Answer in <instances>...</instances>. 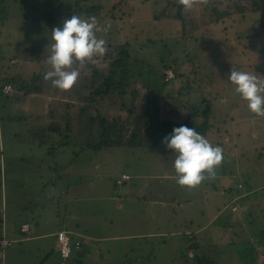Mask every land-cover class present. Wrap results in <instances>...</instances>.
I'll return each instance as SVG.
<instances>
[{"label":"rangeland","instance_id":"rangeland-1","mask_svg":"<svg viewBox=\"0 0 264 264\" xmlns=\"http://www.w3.org/2000/svg\"><path fill=\"white\" fill-rule=\"evenodd\" d=\"M85 1L102 5L101 15L96 10L90 16L96 18L98 28L111 26L107 32L96 33L106 40L105 53L109 55H98L90 64L108 67L112 59L119 57L120 49L127 47L130 52L123 94L112 91L102 97L96 95L94 104L101 112H107L105 108L118 110L121 102L127 107L132 89L136 95L131 105L138 110L145 107L144 103L147 109L155 108V102L163 109L162 96L172 102L168 108L187 102L199 105L204 95H214L212 123L224 127L232 118L239 126L238 132L229 127L227 133H222L225 136L207 137L212 145L223 149L224 159L215 169L214 179H206L194 188L178 185L173 167L175 153L154 147L152 142L100 150L86 146L96 136L88 134L89 112L79 111L77 105L86 102L83 96L91 90L82 81L83 74L89 75V66L86 62L73 65L83 68V72L69 91L43 79L50 70L46 61L53 42L51 30L73 14L89 17L84 14ZM114 1L118 0H0V88L7 80L13 88L7 95L0 89V236L9 238V231L17 229L23 214H31L27 219L33 228L37 213L48 219L41 225L43 230L56 225L62 228L65 212L76 214L77 219L87 212L89 219L91 209L98 204V215L93 216L99 217V227L103 215L115 229L103 235L147 229L166 231L163 236L115 241L121 251L112 255V263L198 264L199 256L216 264H264V240L260 237V228H264L260 130L264 125L228 80L232 68L255 71L264 78V30L260 27L257 0H209L206 6L182 8L181 16H175V5L166 7L168 0H120L121 5L109 11L115 15L112 18L105 12ZM164 9L166 16L155 17ZM218 11L220 17L216 20L219 13H214ZM168 70L173 74L169 79ZM156 93L162 95L160 101L153 96ZM67 101L74 103L68 106V115L65 105L60 109L61 102ZM53 109L65 111L60 117L68 118L73 125L53 132L49 123L60 122ZM162 114L167 115L165 110ZM168 116L174 118L173 114ZM251 169L252 176L245 172ZM120 171L128 172L131 178L116 185L114 180ZM149 174L165 177L157 186ZM131 190L139 197L144 194L146 201L135 198L130 212L115 210L118 203L113 194L119 192L118 201L123 203ZM164 198L175 201L174 205L156 201ZM142 208L150 217L137 216L136 211ZM52 214L58 215L57 222L52 221ZM213 214L214 220L201 228ZM186 227L195 240L186 239ZM173 229L180 234L170 236ZM68 233L71 240L77 239ZM187 241L196 243L190 247L195 258L187 254ZM28 244L23 246L27 248ZM16 246L11 243L3 250V262L17 255ZM69 264H73L72 259Z\"/></svg>","mask_w":264,"mask_h":264},{"label":"trees","instance_id":"trees-1","mask_svg":"<svg viewBox=\"0 0 264 264\" xmlns=\"http://www.w3.org/2000/svg\"><path fill=\"white\" fill-rule=\"evenodd\" d=\"M84 3H85L84 14L86 16L90 17L93 13H95L96 10H98V14L100 13L99 11L102 8V5L100 3L86 4V1ZM117 5H121L120 0L114 1L110 5V9H108L107 12H105V15L115 18L114 13H110L109 11L115 10ZM170 5H175L177 8V12L175 13V16H181L180 11L184 7L180 5L177 2V0H168L166 7H169ZM256 7L259 9V13H260V18H259L260 27H262L264 30V0H257ZM77 10L78 12H82L83 9L77 8ZM216 13H219V15H215V18L217 20V18L220 17V12L218 11L215 12L214 14ZM164 14H165V9L163 10L162 13L155 15V17H160V16L164 17L166 16ZM211 17H213V15H211ZM108 55H109L108 53L107 54L104 53L100 57L106 58ZM129 56H130V52L126 47L120 49L119 57L112 59L109 62L108 67L98 66V63L90 64L89 61H86V64L87 66H89L90 70L88 76H86L87 73L82 75V81H83V85L85 87L87 86L91 88V90L88 92L87 95L83 96V99L86 100V102L84 104L77 105V109H79V111L85 110L86 112H89L87 114L88 116L87 123L90 127L88 134H90L91 136H96L95 141L88 140L86 142L87 147H93L98 150H100L102 147L131 148V147H136L138 145L137 143L139 142L148 141L149 143L152 142L154 147H158L163 151H167V150L172 151L171 149H168L164 143H162V140L164 137L168 136L172 132V129L174 127H179L181 125L195 128V130L198 133L205 136L206 138L209 135L222 134L223 132L227 133V130L230 127L229 125L231 124V121H233L232 118L230 119L231 121L230 122L228 121L229 123L227 122L226 126H224L226 127V129L224 127H221L219 124L218 125L213 124L211 121L210 116L212 115V105H213L212 101L215 98L214 95L211 97L209 95H207V97L206 95H204V97L201 98L199 105H191L187 102L183 106L182 104L181 105L179 104L177 106L174 105L172 107L169 105L168 108H166V106L168 104H171L172 102L166 101V98L168 96L165 98V96L161 95L163 99L161 101H164L162 104L164 106L163 109L160 110L159 102H155V108H149L150 110H152L151 111L152 113L150 112L151 114H149L148 112L149 109H147L148 107L146 106L147 103H144L145 107L143 106L141 110H138L139 108H136L131 105L132 104L131 101H133V97L136 95L135 90L132 89L130 91V99L127 107L125 102H121L122 106L118 108V110H115L113 108H105L107 112H103V111L101 112L100 108L94 104L95 96L98 95L102 97L106 94L111 93L112 91H116L119 95L123 94V92L125 91L124 87L127 86L126 78H128V76H126L127 75L126 68L129 64L127 61ZM95 58H97V56ZM166 67L169 68L170 65H166ZM74 69L75 70L78 69L79 70L78 72L79 73L81 72V74L83 72V68L80 69L74 67ZM7 82L11 83L10 80H7L6 82L2 83V86ZM2 86L0 88L1 92H2ZM3 94L7 95L8 93H3ZM153 96L156 98V101H160L159 97L161 96H159L158 93L153 94ZM62 105L66 106V112L62 110L63 113H61L60 111H58V109L57 111H55L56 109H53V111L57 113L55 115H57L58 118L60 119V122L53 120V123H49L50 129L53 132H56L62 126L64 128H68L69 124H71V126L73 125L71 121L68 120V118L66 119L61 118L60 114L65 115L66 113L68 115V106L70 105L74 106V103L71 101H67L66 103L61 102L60 109L62 108ZM164 110L167 113V115L162 114ZM122 111L125 112L123 113ZM168 114H173L174 118L169 117ZM77 122H79V120H77ZM127 137L129 138L128 140ZM210 140L212 141V139ZM216 141L215 143H219ZM212 142L214 143V141ZM260 153L262 152L260 151ZM114 181L116 182V180ZM263 189L264 188H261V191ZM184 234H186L188 240L193 239L192 234H188L186 232ZM260 237L264 240V228H260ZM3 238H5V236L3 237L0 236V240ZM5 239L9 241V244L11 243V241L8 238ZM71 241L73 242V240ZM194 244H196L195 241L192 243L188 241L187 246L189 249H191L190 247H192ZM195 246L197 247L198 245ZM1 249L2 248L0 247V250ZM195 257L196 255L190 256V258H195ZM197 258H200L198 260V264H216L213 263L208 258L202 259L199 256H197Z\"/></svg>","mask_w":264,"mask_h":264},{"label":"clouds","instance_id":"clouds-1","mask_svg":"<svg viewBox=\"0 0 264 264\" xmlns=\"http://www.w3.org/2000/svg\"><path fill=\"white\" fill-rule=\"evenodd\" d=\"M185 9L197 5L206 6L209 0H177ZM110 25L98 28L96 18H82L73 14L63 20L62 25L51 30L52 43L43 79L51 81L53 87L69 91L76 84L80 73L73 65L86 61L95 62L94 58L106 52V40L97 37V31L107 32ZM228 80L235 86V92L247 101L248 109L256 116L264 117V78L255 71H238L232 68ZM162 143L175 153L173 167L176 182L180 186L194 188L206 179L215 178V169L223 162V149L214 146L195 128L185 125L174 127L163 138Z\"/></svg>","mask_w":264,"mask_h":264},{"label":"crops","instance_id":"crops-1","mask_svg":"<svg viewBox=\"0 0 264 264\" xmlns=\"http://www.w3.org/2000/svg\"><path fill=\"white\" fill-rule=\"evenodd\" d=\"M48 99L51 100V99H56V98L55 97H52V98L48 97ZM260 123H263V125H264V117H260ZM229 126L231 128H233L234 131L239 127L238 125L233 123V121H231V124ZM236 131L238 132L239 130L237 129ZM237 132H235V134H233L234 136H232V137H235ZM260 148H261L260 151L263 152L264 151V130L263 129L260 130ZM260 157L264 159V154L260 153ZM248 167H252V164H249ZM252 169H253V167H252ZM252 169L246 170L245 172L250 173L252 176L253 175ZM243 170H245V168ZM122 173L129 174L126 171H120V172H118V175L116 176V178H118ZM255 174L257 176L256 178H258L259 173L255 172ZM0 176H1V171H0ZM76 177L79 178V174H77ZM164 177H165L164 174H161V175L149 174L148 175L149 179H156V181L158 182L157 186H159L162 183V179H164ZM116 178H115V180H116ZM130 178L131 177H129L128 179H130ZM138 178H142V176L138 175ZM128 179H125L120 185L126 183ZM143 183H144V185H146L145 181H143ZM260 183H262V184L264 183V161L263 162L260 161ZM115 184H116V182H115ZM129 194H130L129 197L125 200L126 202L124 201L123 203H119V201H118V197L120 196L119 192L113 194L114 197L117 199V203H118L115 210L125 209V212H127V211L130 212L132 210V207L134 206L133 204H135V201H134L135 198L138 199V198L142 197L143 200L146 201L144 194H142V193H140L141 197L134 195L132 190L129 192ZM79 198H81V197H79ZM165 199L166 198L156 199V201L161 202L160 204L174 205L175 201L174 202L166 201ZM151 201H153V200H151ZM96 205H97V208L91 209L89 219L87 218V214H86L87 212L86 213L83 212V214L80 215L79 219H77L76 214H70L68 212H65L66 222L62 225V228L59 227L58 225H56L57 227L54 229L43 230V227L41 225H42L43 221L46 222L48 219H45V218L39 216L40 215L39 213L36 214V215H38V218L35 219L36 225L34 228H33L32 224L29 222V220L27 219V218H30L31 214L29 216L26 215V217H25V214L19 216L20 221L17 225V229L14 231L13 230L9 231L10 232L9 238L7 236L5 237V238H8L11 241V243H16V245H17L16 248L18 249V253L12 260H10V258L9 259L5 258V261L3 262L2 261L3 257H4L3 250L5 248L2 249L1 255H0V264H58L59 253H58V249L56 247L55 232L57 230H60V229H64V230L70 232L71 234H73L75 237H77V239H74L73 241H78L80 244H85V253H84V258H83L82 264H115V263H112V262H114V261H112V259H113L112 255H115L119 251H121V249L118 250L116 248L115 241L120 240V239H127L130 237L145 238L148 236H156V235L163 236L164 234H166L165 233L166 231L157 232L158 229L157 230L147 229L146 231H139V232H134V233H131V232H127L125 234H120V233L112 234L111 233L108 235H103L107 232H112L115 229H113L108 224V222L106 220L108 218H106L103 215L101 216V218L104 219L103 224L101 225V227H99V224H100V223H98L100 221L99 217L97 216L95 218L93 216L95 213L98 215V204H96ZM101 211L106 213L109 210L102 209ZM136 214H137V216H138V214H140L141 216H149L150 217L149 213L146 212L144 208L140 209L139 211H136ZM2 215H4V212H2ZM214 217H215V214H213L212 217L206 223H204L201 226V228L207 227L211 223V221L214 220ZM0 219L2 222L3 217H0ZM51 219H52V221L57 222L58 221V215L55 214V217H54V215L52 214ZM180 220L182 221L181 218H180ZM22 224L28 225L27 231L21 230ZM185 224L187 225V222H185ZM198 229H199V227L196 230H198ZM139 230H140V228H139ZM185 232L188 234H192L193 239L195 240L194 234L190 229H188L186 227ZM177 233L180 234V231H174V229H173V231L169 232L170 236L176 235ZM187 238L188 237H186V239ZM25 243H26V245L28 243H30V244H28L27 248L23 246V245H25ZM187 245H188V241H187ZM73 254H74V256L72 255V262H74L73 264H75V253H73ZM187 254L189 257L194 255L192 249H189ZM27 256H29L28 260H27ZM118 261L119 260L116 259V263H118Z\"/></svg>","mask_w":264,"mask_h":264},{"label":"built area","instance_id":"built-area-1","mask_svg":"<svg viewBox=\"0 0 264 264\" xmlns=\"http://www.w3.org/2000/svg\"><path fill=\"white\" fill-rule=\"evenodd\" d=\"M173 76L172 72L170 70L166 71V78H171ZM13 90L12 84L7 82L2 86V92L3 93H9ZM130 177L129 174L127 173H122L117 179L116 183L121 184L125 179H128ZM28 225L27 224H22L21 225V230L27 231ZM56 236V247L58 249L59 253V259H58V264H69L70 259L72 258V246H71V238L69 237L68 231L64 229L57 230L55 232ZM75 244H78V241H75ZM9 245V241L5 238L0 240V247L3 249L6 246ZM1 249V250H2ZM1 250H0V255H1Z\"/></svg>","mask_w":264,"mask_h":264},{"label":"water","instance_id":"water-1","mask_svg":"<svg viewBox=\"0 0 264 264\" xmlns=\"http://www.w3.org/2000/svg\"><path fill=\"white\" fill-rule=\"evenodd\" d=\"M71 246L75 253V264H82L85 253V244H75V242L73 241L71 243Z\"/></svg>","mask_w":264,"mask_h":264}]
</instances>
